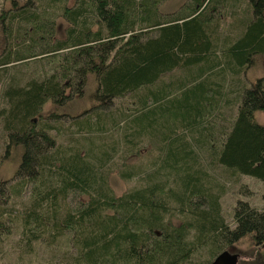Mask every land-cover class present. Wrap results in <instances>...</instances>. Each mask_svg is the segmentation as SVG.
I'll return each instance as SVG.
<instances>
[{
	"label": "trees",
	"instance_id": "1",
	"mask_svg": "<svg viewBox=\"0 0 264 264\" xmlns=\"http://www.w3.org/2000/svg\"><path fill=\"white\" fill-rule=\"evenodd\" d=\"M8 1L10 7L0 10L6 41L0 67L37 55L52 64L47 75L8 84L0 109L6 150L21 151L14 173L19 186L7 191L1 180L0 202L32 184L35 194L21 217L25 228L37 227L33 238L50 224L53 236L70 233V264H207L244 238L264 244V206L238 199L231 226L222 213L224 188L209 172L215 163L264 181V121L256 120V112L264 111V76L234 93L229 118L210 115L223 94L224 67L239 78L254 56H264V0H248L244 26L224 41L204 15L229 0H185L168 13L159 9L164 0ZM55 12L69 24L63 38L54 37ZM14 43L22 48L15 50ZM177 68L186 69L182 76L161 81ZM88 74L96 85L87 107L67 112L62 126L42 118L48 101L70 109ZM140 89L135 99L114 105ZM64 129L65 143L56 139ZM113 129L118 136L107 148L103 134ZM83 132L87 143L81 144L76 134ZM143 136L153 139L158 154L147 167L120 168L122 178L142 182L116 195L105 167L118 145L123 161L136 154ZM239 191L249 189L244 184ZM79 193L88 196L85 202L65 206ZM202 249L206 255H195Z\"/></svg>",
	"mask_w": 264,
	"mask_h": 264
},
{
	"label": "rangeland",
	"instance_id": "2",
	"mask_svg": "<svg viewBox=\"0 0 264 264\" xmlns=\"http://www.w3.org/2000/svg\"><path fill=\"white\" fill-rule=\"evenodd\" d=\"M20 1V0H19ZM18 1V4H19ZM185 0H164L160 4V11L163 13L175 11ZM232 1V0H231ZM229 0L228 5L214 6L207 9L205 15H207V27L212 29L217 39L223 40L232 39L239 32V27L244 26L245 16L250 14L251 5L248 0H234L231 3ZM44 0L40 3L43 4ZM73 0H69L71 4ZM2 7H10L8 0H0V10ZM54 17V37L63 38L65 36L66 28L68 27V21L59 16L56 12ZM209 17V18H208ZM24 25V24H23ZM17 26V24H15ZM216 29V30H215ZM19 34V33H18ZM19 39V38H18ZM224 41V40H223ZM21 43H14L15 50L19 51ZM6 47V41L2 32H0V51ZM57 58V57H55ZM46 58L42 59L40 56H35V59L27 62L9 64L7 66L0 67V109L6 104V99L3 98V91L5 87L12 83L14 85H22L31 76H43L51 72L50 61ZM57 60V59H56ZM31 61V62H30ZM46 61V63L44 62ZM30 62V63H29ZM36 62V63H34ZM186 69L177 68L170 73L164 74L161 77V81H167L177 75H183ZM225 75L224 80H221V88L223 94L220 95L219 106L212 110L210 115L213 118L222 116V119L229 118L236 109L237 99L234 93L242 89V85L250 84L258 77L264 76V56H254L253 63L246 68L244 74H239V78H234V74L228 71V68L224 67ZM92 74H88L87 83L81 96H75L71 101L70 109L61 107L55 109L50 101H48L42 110V118L47 119L52 123L58 122L57 125H65V114L67 112L73 113L82 110L89 104V93L96 85ZM144 89H140L139 92L133 96H126L123 98H117L114 101L115 106H122L128 101L135 99L139 93H142ZM256 120L259 122L264 121V111L256 112ZM180 132L181 128H177ZM85 132V131H84ZM76 134L79 137L80 143H87L84 136L86 133ZM198 133V132H197ZM69 130L64 129L62 133L56 135V139L65 143L67 141ZM119 134V133H118ZM102 140L105 141L106 147L111 144V139H115L118 135L114 129L110 132L103 134ZM102 137V136H100ZM95 140H99V138ZM141 143V147L136 154L128 156L125 161L121 156V147L118 145L117 150L112 154V159L109 161L106 170V177L108 183L116 195L122 194L129 188L139 185L142 182L139 177H131L128 179L122 178L119 174V169L125 165L135 164L142 167H147L156 155L158 154V148L152 144L153 139L146 140ZM78 140V141H79ZM6 130L3 126V118L0 116V181L5 182V187L8 191L9 188L18 187V177L14 176V173L18 167L20 161V148L8 147L6 150ZM111 152V151H110ZM202 157L207 159L206 151H201ZM209 172L211 174V180L220 183L224 188V193L221 196L222 213L225 219L231 226H234L233 222V208L238 199L242 198L248 200L252 205L257 207L264 206V181L258 180L254 177L237 174L231 172L230 169L218 164H211L209 166ZM246 185L248 191H239L241 185ZM33 186L28 184L22 194L19 192L11 193L7 192L3 196V200L0 202V264H70L74 260L75 248L70 242V233L67 231L64 233L66 236H53L49 231L54 229V225L50 224L46 231L43 232L41 238H33L32 230L37 229L33 227L27 229L23 226L22 214L30 207L33 199ZM88 196L83 193L77 195H70L68 197V205H77L80 202H85ZM60 216L64 211V207L60 206ZM41 212L42 209L38 208ZM59 221V220H58ZM178 223V220H174ZM38 238V239H37ZM227 251L230 253L238 254L239 264H261L262 254L264 251V244L255 246L251 244L249 238H244L239 242L227 247ZM207 251L202 249L195 253L198 257L206 255Z\"/></svg>",
	"mask_w": 264,
	"mask_h": 264
},
{
	"label": "water",
	"instance_id": "3",
	"mask_svg": "<svg viewBox=\"0 0 264 264\" xmlns=\"http://www.w3.org/2000/svg\"><path fill=\"white\" fill-rule=\"evenodd\" d=\"M207 264H239L238 254L230 253L227 250L217 254L210 262Z\"/></svg>",
	"mask_w": 264,
	"mask_h": 264
}]
</instances>
